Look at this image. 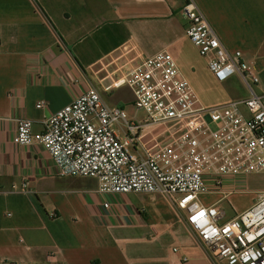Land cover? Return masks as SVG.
<instances>
[{
    "label": "crops",
    "instance_id": "0c3cea01",
    "mask_svg": "<svg viewBox=\"0 0 264 264\" xmlns=\"http://www.w3.org/2000/svg\"><path fill=\"white\" fill-rule=\"evenodd\" d=\"M195 2L224 46L239 50L257 73L255 90L264 101V0ZM181 6V0H0V264H227L187 228L185 211L159 194L100 192L95 178L59 175L42 145L12 141L20 118L41 131L46 117L98 86L97 77L109 84L160 51L172 55L201 105L247 97L236 74L215 80L185 33ZM124 86L99 90L104 96ZM150 138L145 132L142 140ZM209 188L200 203L218 205L228 220L264 191V173L226 176Z\"/></svg>",
    "mask_w": 264,
    "mask_h": 264
},
{
    "label": "built area",
    "instance_id": "2783aa9c",
    "mask_svg": "<svg viewBox=\"0 0 264 264\" xmlns=\"http://www.w3.org/2000/svg\"><path fill=\"white\" fill-rule=\"evenodd\" d=\"M181 1L185 33L215 80L236 74L247 97L201 105L172 55L160 51L109 84L97 77L98 86L90 85L46 117L41 131L20 118L12 141L42 145L59 175L95 178L100 192L159 194L185 211L187 228L215 257L227 264H264V191L228 220H221L218 205L199 201L209 184L218 187L226 176L264 173V101L255 90L259 77L239 50L224 46L195 0ZM123 85L131 89L135 108L145 112L143 121L108 104L99 90ZM43 106V101L36 103ZM145 132L149 141L142 140ZM136 146L140 153L132 152Z\"/></svg>",
    "mask_w": 264,
    "mask_h": 264
},
{
    "label": "rangeland",
    "instance_id": "374dc122",
    "mask_svg": "<svg viewBox=\"0 0 264 264\" xmlns=\"http://www.w3.org/2000/svg\"><path fill=\"white\" fill-rule=\"evenodd\" d=\"M104 98L108 104L123 108L129 117L136 119L137 121H143L145 114L142 110L135 108L133 103V94L131 90L124 86L112 93L104 94Z\"/></svg>",
    "mask_w": 264,
    "mask_h": 264
}]
</instances>
